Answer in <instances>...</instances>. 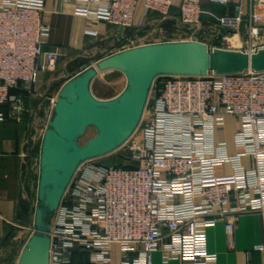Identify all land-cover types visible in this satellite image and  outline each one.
Returning <instances> with one entry per match:
<instances>
[{"label":"built area","instance_id":"built-area-1","mask_svg":"<svg viewBox=\"0 0 264 264\" xmlns=\"http://www.w3.org/2000/svg\"><path fill=\"white\" fill-rule=\"evenodd\" d=\"M69 1L91 22L105 20L120 29L133 25L139 2ZM201 1L180 0L185 39L202 41L209 50L264 48V25L254 18V6L264 0H238L234 14L208 26L218 31L212 38L199 36ZM44 4L0 0V121L26 123L27 150L20 155L30 171H38L43 133L35 129L36 86L42 73L58 71L62 56L59 49L43 48L49 30L42 22ZM144 4L148 13L168 17L173 0ZM86 33L98 31L90 27ZM128 41L121 49L156 42ZM61 70L60 77H71ZM226 115L238 121L234 154L225 141H215ZM119 149L135 152V159L104 167L96 158L78 168L53 228L51 264H74L77 251L87 253L91 264H114L115 245L116 264H155L157 253L163 264H217V255L207 248V228L223 219L233 247L235 222L245 212L261 215L264 235V71L159 76L138 129ZM244 156L251 157V168L242 163ZM229 163L231 180H221L216 168ZM256 248L264 251V240Z\"/></svg>","mask_w":264,"mask_h":264},{"label":"water","instance_id":"water-1","mask_svg":"<svg viewBox=\"0 0 264 264\" xmlns=\"http://www.w3.org/2000/svg\"><path fill=\"white\" fill-rule=\"evenodd\" d=\"M264 71V48L208 49L199 40L156 41L117 50L68 78L51 104L39 148V168L32 231L16 264H51L52 232L65 193L78 168L90 159L109 167L117 157L135 159V152L119 149L138 129L155 80L159 76H201ZM126 78L121 92L100 98L96 79L108 71ZM93 128L95 134L81 143Z\"/></svg>","mask_w":264,"mask_h":264},{"label":"crops","instance_id":"crops-1","mask_svg":"<svg viewBox=\"0 0 264 264\" xmlns=\"http://www.w3.org/2000/svg\"><path fill=\"white\" fill-rule=\"evenodd\" d=\"M237 2L238 0H230L228 4L223 5L203 0V27L199 30V36L208 38L217 36L218 31L208 26L213 24L217 17L234 14ZM179 3L180 0H173L170 15L162 17L157 13H148L144 0H139L133 25L120 29L105 20L91 22L87 16L76 13V4L72 1L45 0L42 22L49 30L44 36L43 48L59 49L62 56L58 71L69 69V75L72 76L101 57L129 45L128 40L143 43L185 39L188 30L182 28L178 20ZM254 18L257 24L264 25V4L254 6ZM90 27L98 31L96 36L86 33V29ZM153 29L165 35L160 39H147ZM53 74L55 73L44 72L40 75L36 86L38 93L49 86ZM35 127L39 133L40 124ZM237 129L236 117L226 115L223 127L215 131V141H225L231 154L236 152ZM26 130V123L0 121V264H16L33 224L38 171L35 169L30 171L28 161L20 155L27 150L24 144ZM242 163L251 168L253 161L250 156H244ZM232 172L230 163L216 168L217 176L224 181L231 180ZM234 239V245L230 247L225 221L221 218L217 219L215 225L207 228V248L217 255V264H264V251L256 248L264 240L262 218L259 213L245 212L239 215L235 222ZM113 249L117 251L119 248L115 245ZM118 260L117 253L114 264ZM155 264H163L159 253L156 254ZM167 264L183 263L173 260Z\"/></svg>","mask_w":264,"mask_h":264},{"label":"rangeland","instance_id":"rangeland-1","mask_svg":"<svg viewBox=\"0 0 264 264\" xmlns=\"http://www.w3.org/2000/svg\"><path fill=\"white\" fill-rule=\"evenodd\" d=\"M203 0L201 1V4ZM157 29H153L150 31V35L146 37L147 39H160L165 35L161 31H156ZM152 33V35H151ZM67 70V69H66ZM60 71L55 72L52 76V80L49 86H46L44 89L41 90L40 94L36 96L34 100V105H36V118H35V125L40 124L39 133H42L46 124V120L49 114L51 102L50 97H55L58 89L60 86L65 82L66 77H60ZM68 72L66 76L70 73L69 69L66 71ZM56 84V85H54ZM126 84V78L121 72H110L107 75H100L93 85V91L95 94L100 98H110L117 95L119 92L122 91ZM37 127V126H36ZM35 127V128H36ZM95 134V129L90 128L87 133L82 137L81 143H84L87 139L92 137ZM103 159V158H97ZM29 235V234H28ZM117 254V251H116ZM116 259V258H115ZM116 264V262H115Z\"/></svg>","mask_w":264,"mask_h":264},{"label":"trees","instance_id":"trees-1","mask_svg":"<svg viewBox=\"0 0 264 264\" xmlns=\"http://www.w3.org/2000/svg\"><path fill=\"white\" fill-rule=\"evenodd\" d=\"M110 72H113V71L105 72V73H103V75L105 76L107 74H110ZM114 72H116V71L114 70ZM124 161H125V159H123L121 157H117L115 164L120 165V164L124 163ZM73 260H74V264H91L89 262V259H88V254L85 252H78V251L75 252L74 256H73Z\"/></svg>","mask_w":264,"mask_h":264}]
</instances>
